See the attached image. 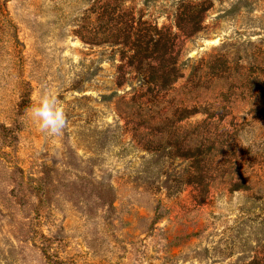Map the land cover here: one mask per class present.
<instances>
[{
  "label": "rangeland",
  "instance_id": "rangeland-1",
  "mask_svg": "<svg viewBox=\"0 0 264 264\" xmlns=\"http://www.w3.org/2000/svg\"><path fill=\"white\" fill-rule=\"evenodd\" d=\"M257 258L264 0H0V264Z\"/></svg>",
  "mask_w": 264,
  "mask_h": 264
},
{
  "label": "clouds",
  "instance_id": "clouds-1",
  "mask_svg": "<svg viewBox=\"0 0 264 264\" xmlns=\"http://www.w3.org/2000/svg\"><path fill=\"white\" fill-rule=\"evenodd\" d=\"M30 112L40 130L46 134L61 135L67 125L65 110L55 97L43 96L37 104L31 106Z\"/></svg>",
  "mask_w": 264,
  "mask_h": 264
},
{
  "label": "trees",
  "instance_id": "trees-1",
  "mask_svg": "<svg viewBox=\"0 0 264 264\" xmlns=\"http://www.w3.org/2000/svg\"><path fill=\"white\" fill-rule=\"evenodd\" d=\"M255 261H259V262H255ZM255 261L250 262V264H262L264 262L263 259L260 260L258 258Z\"/></svg>",
  "mask_w": 264,
  "mask_h": 264
}]
</instances>
